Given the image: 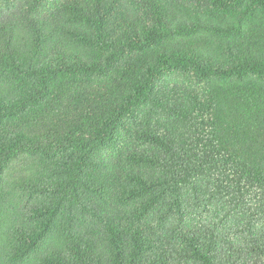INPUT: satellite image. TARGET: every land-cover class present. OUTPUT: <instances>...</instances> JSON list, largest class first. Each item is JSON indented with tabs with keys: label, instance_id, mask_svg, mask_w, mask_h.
Returning <instances> with one entry per match:
<instances>
[{
	"label": "trees",
	"instance_id": "obj_1",
	"mask_svg": "<svg viewBox=\"0 0 264 264\" xmlns=\"http://www.w3.org/2000/svg\"><path fill=\"white\" fill-rule=\"evenodd\" d=\"M0 264H264V0H0Z\"/></svg>",
	"mask_w": 264,
	"mask_h": 264
}]
</instances>
